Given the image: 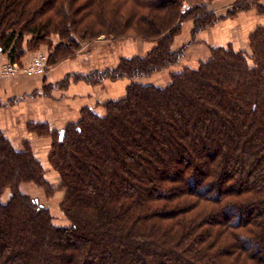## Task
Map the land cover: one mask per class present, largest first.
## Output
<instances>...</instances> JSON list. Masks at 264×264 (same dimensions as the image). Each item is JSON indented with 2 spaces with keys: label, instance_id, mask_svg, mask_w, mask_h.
Here are the masks:
<instances>
[{
  "label": "trees",
  "instance_id": "16d2710c",
  "mask_svg": "<svg viewBox=\"0 0 264 264\" xmlns=\"http://www.w3.org/2000/svg\"><path fill=\"white\" fill-rule=\"evenodd\" d=\"M185 1L0 0L10 62L44 51L50 67L101 38L156 43L85 76L133 83L105 115L84 110L53 136L70 226L20 191L53 187L32 148L0 133V198L11 192L0 202V264H264V28L250 55L221 47L166 87L134 82L180 61L172 44L184 21L195 19V33L213 23Z\"/></svg>",
  "mask_w": 264,
  "mask_h": 264
},
{
  "label": "crops",
  "instance_id": "0c3cea01",
  "mask_svg": "<svg viewBox=\"0 0 264 264\" xmlns=\"http://www.w3.org/2000/svg\"><path fill=\"white\" fill-rule=\"evenodd\" d=\"M194 8L212 18L213 23L195 33V19L184 21L172 44L173 51L183 50L180 61L139 82L166 87L172 75L198 69L217 48L231 47L251 54L250 37L264 28V0L185 1L184 10ZM155 46V42L134 37L101 38L84 43L73 57L50 66L42 76L0 72V133L16 150L30 146L47 171L46 180H50L48 175L55 172L50 163L54 134L79 122L84 110L105 115V105L124 98L132 83L128 79H105L96 84L85 76L113 70L122 59L145 57ZM33 54L27 53L21 60L26 63ZM6 62H10L8 53L0 51V68Z\"/></svg>",
  "mask_w": 264,
  "mask_h": 264
},
{
  "label": "rangeland",
  "instance_id": "374dc122",
  "mask_svg": "<svg viewBox=\"0 0 264 264\" xmlns=\"http://www.w3.org/2000/svg\"><path fill=\"white\" fill-rule=\"evenodd\" d=\"M251 64H252V62H251ZM157 73H159V72H157ZM157 73H155V74H157ZM143 78H146V77H143ZM141 79L142 78L135 79L134 82L141 83V82H139ZM131 82H132V80H131ZM46 175H47V171H45V178H46ZM51 175L52 176L48 175V177H50V180H47V181L53 187V189H51L52 194H47V192L43 188H40V187H38L32 183L22 184L20 187V191H22V193L28 195L29 197L37 200L39 204L48 208L50 210L52 216H53V223L56 226H60V227L70 226V222L65 218L63 212L61 211V203L64 199V191H62V189H60V184H61L60 176L57 173V171H55V172L51 171ZM55 175L57 177L53 178V176H55ZM23 186H26V187H23ZM10 198H11V192L8 189L1 196L0 202L1 203H7L10 200Z\"/></svg>",
  "mask_w": 264,
  "mask_h": 264
},
{
  "label": "built area",
  "instance_id": "2783aa9c",
  "mask_svg": "<svg viewBox=\"0 0 264 264\" xmlns=\"http://www.w3.org/2000/svg\"><path fill=\"white\" fill-rule=\"evenodd\" d=\"M49 58L46 52H37L28 62L25 64H19L14 62H6L1 68L0 72L8 76H16L18 74H26L28 76H42L49 67Z\"/></svg>",
  "mask_w": 264,
  "mask_h": 264
}]
</instances>
